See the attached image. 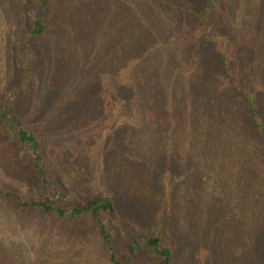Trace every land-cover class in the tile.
Returning <instances> with one entry per match:
<instances>
[{
  "label": "trees",
  "instance_id": "1",
  "mask_svg": "<svg viewBox=\"0 0 264 264\" xmlns=\"http://www.w3.org/2000/svg\"><path fill=\"white\" fill-rule=\"evenodd\" d=\"M66 3L25 2L27 23L13 40L19 87L12 91V98L9 94L8 100L0 103V132L17 146L28 170V194L8 188L0 179V197L18 210L35 211L52 222L89 223L113 264H130L139 255L160 264H174L173 250L162 230L133 233L119 256L118 232L105 219L117 209L115 198L93 190L76 199L62 191L47 166V141L9 109L17 97L29 95L37 82L41 59L35 39L51 30L81 38H104L108 62L100 77L109 116L129 131L122 164L133 163L137 171L140 166L148 171V178L156 176V183L162 180V170L175 164L173 160L183 165L185 176L173 191L178 201L185 197L184 185L194 170L218 168L220 164L219 199L222 193H230L229 178L233 185L252 177L263 193L264 0ZM82 5L90 6L83 9ZM81 10L88 11L87 22L81 19ZM58 18H67L70 23ZM96 44L82 45L95 54L102 48ZM229 161L240 163L230 166L226 164ZM251 163L257 165L253 170ZM136 169L130 167L129 173L135 179L140 174ZM124 178L131 181L129 176ZM138 191L158 204L155 193L146 188Z\"/></svg>",
  "mask_w": 264,
  "mask_h": 264
},
{
  "label": "rangeland",
  "instance_id": "2",
  "mask_svg": "<svg viewBox=\"0 0 264 264\" xmlns=\"http://www.w3.org/2000/svg\"><path fill=\"white\" fill-rule=\"evenodd\" d=\"M26 1L0 0L3 104L19 87L13 40L17 30L27 23ZM65 1L76 4V0ZM82 6L89 9L90 5ZM79 14L88 21L87 10ZM56 20L70 23L67 18ZM91 41L102 46L99 52L89 53L82 45ZM105 44L104 38L62 35L55 30L35 39L41 59L37 82L29 95L17 97L9 109L47 141V166L59 188L76 199L93 190L115 198L117 209L105 219L118 232L119 256L133 233L162 230L173 250L174 264H264V192L252 177L233 185L229 178L230 193H222L223 198L219 199L217 182L222 176L217 169L222 170L221 164H216L218 168L194 170L184 185L181 202L173 191L185 176L183 165L173 160L175 164L164 168L162 180L156 183V176L148 178V171L140 166L139 172L133 163L122 164L125 134L128 136L129 131L125 132L120 121L109 116L100 77L102 66L108 62ZM96 69L100 71L95 73ZM263 104L261 100L262 116ZM235 163L240 162L226 164ZM257 163L262 165L260 160ZM255 166L251 163L249 168L253 170ZM130 167L140 173L137 179L134 174L129 175ZM127 176L131 181L124 178ZM0 179L8 188L28 194V170L20 160L17 146L1 132ZM138 188L155 193L158 204L139 193ZM11 204L0 197V264H113L102 239L89 223L52 222L35 211L18 210ZM130 264L160 262L139 255Z\"/></svg>",
  "mask_w": 264,
  "mask_h": 264
}]
</instances>
